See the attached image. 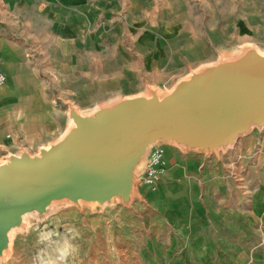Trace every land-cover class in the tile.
I'll use <instances>...</instances> for the list:
<instances>
[{
	"label": "rangeland",
	"instance_id": "374dc122",
	"mask_svg": "<svg viewBox=\"0 0 264 264\" xmlns=\"http://www.w3.org/2000/svg\"><path fill=\"white\" fill-rule=\"evenodd\" d=\"M95 9L74 12L77 27H59L34 10L22 12L24 26L6 27L24 51L21 63L2 67L12 76L0 87V160L21 150L35 155L55 142L70 123L69 104L88 113L150 88L163 94L245 45L264 53V0H101ZM165 147L196 164L181 178L197 183V196L227 197L226 207L242 214L228 216L219 230L227 239L220 260H213L215 252L179 250L175 241L186 236L174 234L177 228L156 235L155 221L144 217L150 206L140 202L149 189L136 183L128 204L114 201L96 211L92 203L59 202L43 217L27 215L10 233L0 264H264V127L217 152ZM220 157L212 171L205 168ZM207 203L204 218L217 210Z\"/></svg>",
	"mask_w": 264,
	"mask_h": 264
},
{
	"label": "water",
	"instance_id": "95a60500",
	"mask_svg": "<svg viewBox=\"0 0 264 264\" xmlns=\"http://www.w3.org/2000/svg\"><path fill=\"white\" fill-rule=\"evenodd\" d=\"M63 134L35 155L0 160V260L29 214L59 202L128 204L149 149L160 142L211 153L264 127V53L245 45L179 80L166 93L122 97L82 113L68 106Z\"/></svg>",
	"mask_w": 264,
	"mask_h": 264
},
{
	"label": "crops",
	"instance_id": "0c3cea01",
	"mask_svg": "<svg viewBox=\"0 0 264 264\" xmlns=\"http://www.w3.org/2000/svg\"><path fill=\"white\" fill-rule=\"evenodd\" d=\"M100 2L101 0H2L0 24L1 69L4 67L5 62L9 60H14L16 64L21 63L20 58L24 51L23 43L15 34L9 35L5 30L8 25L14 22H19L23 26L27 24L22 23L24 18L22 12L34 10L46 19L55 21L54 24L59 27H77L79 26V21L74 12H83L85 10L94 11V8L97 10ZM60 11L71 12L73 14L66 17V15L60 14ZM16 12H18V15ZM2 71L7 77L5 83L7 84L9 78L12 76L11 71L6 69L5 71L2 69ZM19 71L21 74L24 73L22 64L19 67ZM18 106L19 109L24 107L20 103H18ZM3 134H0V136L4 137L5 135ZM166 155L169 165L160 176L158 188L155 191L147 190L145 196L140 198V202L149 205L151 209L150 212H145L144 217L155 221L154 227L156 228V235L163 233V229L173 228H177L178 230L174 234L185 235V238H179V240L175 241V245L179 250H183L186 246V248L195 252L205 250L207 251V255L209 251L213 254L215 252L216 255H213V260H220L222 258L221 252L227 250L225 247H220V245H225L227 242V239L221 237L224 235L220 233V229L228 225L226 222L229 218L228 216L242 214L226 207L227 202L225 199L227 197H219L218 200H214L215 197L212 195L200 194L197 196L196 189H199L197 183L181 178L182 172L197 171L196 164L186 163L178 155L172 157L167 150ZM222 158L211 159L209 163L205 164V168L212 171V165L218 163L220 165ZM224 164L225 160L221 164L222 167H224ZM189 197L191 199L190 202L194 204L195 212L193 214H188L190 208H193L189 206L190 202H187ZM206 202L212 207L215 206L214 208L217 209L211 212L209 218H204L203 214H201L203 204ZM235 206V209H238V201L235 203ZM204 222L210 223V225L207 227ZM234 225L235 227L237 226V224ZM233 243L232 246H235L236 244ZM160 244L165 245V240H161ZM189 264H192L191 259Z\"/></svg>",
	"mask_w": 264,
	"mask_h": 264
},
{
	"label": "built area",
	"instance_id": "2783aa9c",
	"mask_svg": "<svg viewBox=\"0 0 264 264\" xmlns=\"http://www.w3.org/2000/svg\"><path fill=\"white\" fill-rule=\"evenodd\" d=\"M7 77L0 67V86L6 83ZM165 143L153 145L146 156L144 169L137 175V184H144L149 190L155 191L161 174L167 169Z\"/></svg>",
	"mask_w": 264,
	"mask_h": 264
}]
</instances>
